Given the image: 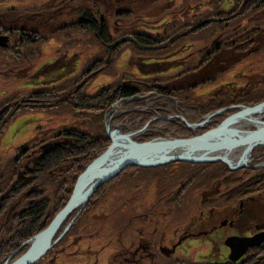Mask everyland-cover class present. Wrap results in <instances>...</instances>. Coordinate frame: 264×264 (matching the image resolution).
Listing matches in <instances>:
<instances>
[{
  "label": "trees",
  "instance_id": "obj_1",
  "mask_svg": "<svg viewBox=\"0 0 264 264\" xmlns=\"http://www.w3.org/2000/svg\"><path fill=\"white\" fill-rule=\"evenodd\" d=\"M19 1L22 0H0V36L6 35L4 33L8 34L4 36L9 37L8 45L11 36H16L12 50L10 47L0 45V70H6L4 75L14 76L23 82L25 80L31 88L24 86L27 90L24 94L27 93L28 96L15 94L9 100L0 101V126L3 129H6L8 124L23 112L24 116L50 113L60 110V106L62 110L70 107L71 111L78 115L87 113L92 119L97 117L99 124L110 108L124 105L132 109L131 112L140 120L142 127L149 122L162 127L161 133L154 131L144 133L137 139L138 141L146 142L168 136L189 138L213 127L234 108L218 114L214 124L206 128L197 127L195 130L178 116L184 117L193 124L210 112L230 105L232 100L239 101L238 99L242 100L247 95L248 102L245 105L247 107H254L264 102V94L252 99L258 91L252 88H248L244 95L238 94L236 88L233 91L235 93L231 94L232 97L213 95L216 101H211L208 105L202 102L201 98H204L202 96L194 103L189 101L196 96L197 87L215 83L218 76L234 65L183 88H170L168 85L173 83L172 78L164 77L167 72L174 69H183L184 73L200 70L199 67L204 66L205 62L209 63L219 53L225 51L245 53L243 59L255 56L258 50H251L254 46L252 38L262 32L260 25L264 22V0H233V6L229 10L224 9L227 0H148L144 6L137 9L132 5L128 8H117L116 0H32V4L24 0V8L20 7ZM68 8L75 17L68 23L56 27L44 26L48 27L46 29H39L31 24L27 26V23L38 14L46 21H52L55 16ZM150 11L156 13L149 14ZM8 16L13 18L7 19ZM20 17H24V27L13 24L15 18ZM82 37L86 39L82 41ZM195 38L208 42L200 53L202 57L199 65L195 63L193 65V62L179 56L182 48L195 42ZM53 41L57 42V45L52 57L45 59L35 68L31 67L29 72L28 64L32 63V59L29 53L25 54V51L35 46H45ZM88 42L94 43L101 49L105 48L107 58L103 53L93 52V60L88 65L90 67L80 79L76 80L72 77L75 75L76 64L80 62V55L77 50L72 49L78 46L88 48L84 45ZM16 49H24V52H16ZM249 50L251 51L247 52ZM127 52H129L128 65H131L132 71L139 72L138 78L133 75L126 77L123 75L114 85L103 87L91 95L87 94L83 84L89 86L88 83L92 79H97L99 73L106 72L108 57L112 53L115 57H121ZM20 63L24 64V67ZM160 77L164 78L160 79ZM58 82L62 84L55 87ZM73 87L76 88L73 96L56 105L59 96L68 93ZM261 87L264 89V84ZM188 91L190 95L186 94ZM152 101L156 102L161 111L149 106ZM141 106H144L145 110L140 112ZM101 127L103 132L99 136L74 128L50 132L40 126L20 147L18 156L13 160L14 171L12 179H9V184L12 183L0 192V264L5 261L12 262L19 255L24 254L29 248V241L44 230L66 205L79 175L110 144L104 125L101 124ZM2 134L0 129V138ZM48 143H51L52 147L44 150L42 146ZM251 157L256 162L264 161V150L252 152ZM207 167L190 162H174L153 168L128 166L106 183L114 180L112 184L119 183L122 180L120 177L130 172L137 173L140 178L148 179L144 182L130 181L126 185L119 203L131 205V201H138L137 198H133L136 190L140 187L149 189L154 183L153 180H156L157 209L148 207L146 203L139 205L142 206L143 214H139L138 220L148 228L153 227L166 211L183 208L186 200H191L194 207L201 205L200 192L214 186L225 185L226 191L221 202L217 192L212 197H208V200H204L214 207L232 205L240 202L243 197L247 198L246 196L253 194L264 196V166L258 169L247 167L239 172H230L225 164L219 163L211 174ZM104 184L90 197L77 216L78 220L71 223L66 237L47 253L60 246L74 230V233H79L84 227V232H88L86 226L96 222L92 221V214L95 212L92 210L105 196ZM163 193L165 196H162ZM80 209L81 206L71 212L54 240L60 236L73 219L75 212ZM135 210L140 212L141 208L135 207ZM11 221L13 225L16 222L18 227L12 235L10 232L5 237L3 230ZM124 221L119 220L115 226L122 230ZM131 221L132 219H129L128 226ZM253 230L250 236L227 238L226 242L233 250L225 262H199V264H264V223ZM161 232L159 230L148 232L150 236H155L148 246L159 252L163 260H169L170 264H182V260L178 262L176 259L173 261L170 259L177 253L182 241L187 239L185 234L180 236L176 244L173 243L167 248L168 246L162 243ZM4 237L6 241L3 240ZM142 246L145 247V244ZM8 253L13 254L12 257L5 258ZM114 257L117 263L120 262L119 256ZM40 260L35 264L40 263ZM185 262L188 264L189 261ZM122 264L126 262L122 261Z\"/></svg>",
  "mask_w": 264,
  "mask_h": 264
},
{
  "label": "rangeland",
  "instance_id": "obj_2",
  "mask_svg": "<svg viewBox=\"0 0 264 264\" xmlns=\"http://www.w3.org/2000/svg\"><path fill=\"white\" fill-rule=\"evenodd\" d=\"M147 1L148 0H116L115 2H118V5H115V7L128 8L129 5H132V7L137 9L144 6ZM28 2L29 4H32V0H28ZM233 2V0H227L224 5V9L229 10L233 6ZM119 3L122 5H119ZM18 4H20V7L24 8V0L19 1ZM155 11H150L149 14H155ZM8 17L9 18L7 19L13 18L12 16ZM73 19H75V17L70 13L68 8L60 15L55 16L52 21H46L45 18H41V15L38 14L36 17H34V19H32L30 23H27V26L31 24L36 28L39 27V29H46L48 27H56L68 23ZM14 22V25L24 27V17L15 18ZM242 26L244 27L245 25ZM260 29H262V32L256 37L252 38V41H254V46H252L253 48H251V50H258V53L255 56H250L246 59H243L242 56H244L245 53L237 54L234 51H225L221 54L219 53L209 63L206 64L205 62L204 66L199 67L200 70L188 71L184 73L183 69H174L170 72H167V75L164 77L172 78L171 81H173V83L167 85L170 88H183L198 80L200 81L205 78L212 77L221 72L224 68H229L234 65L230 70L222 73V75L224 73L225 75L218 76L215 83L210 85L205 84L197 87L196 96H193V98L189 99V101L194 103L198 97L202 96L204 97L201 98L203 100L202 102L208 105L211 104V101H216V99H214L216 97H213V95H229L232 97L231 94L235 93L233 92L235 91V88L237 89V93L240 95H244L248 88H252L254 91L258 90L252 96V99L261 97L264 94V89L261 87L264 84V22L261 23ZM4 34L8 35L7 33ZM6 35L0 36V39L2 38L4 44H6L9 38H5L4 36ZM15 37L16 36H11L9 41L10 46L6 44L11 50L13 42L15 41ZM82 38V41L86 39L85 37ZM194 41L195 42L189 43L188 47L184 46L185 48H182L181 54H178H180L179 56L183 57L185 60L193 62V65L194 63L199 65L201 63L200 60L202 57V54L200 56V53L202 52L203 48L208 45V42L196 38ZM56 45L57 42L53 41L45 46H35L25 51V54L29 53L32 59V63L28 64V71L31 72V67L35 68L45 59L52 57V52L56 50ZM84 45L88 46V48L78 46L72 49L74 51L77 50L78 54L80 55V62L76 64L75 75L72 77L76 80L80 79L90 67L88 65L91 64V61L93 60V52H95V54L103 53L107 58L105 48L101 49L92 42L85 43ZM17 47H14V49ZM251 50L247 52H250ZM19 51L24 52V49H16V52ZM128 54L129 52L124 53L121 57H115L114 53H112L108 57L109 64L106 68V72L102 71L101 74L99 73L97 79H92V81L88 83L89 86H86L85 83L83 84L84 86L82 85L85 88L86 93L91 95L98 92L103 87L112 86L123 75L125 77L133 75L138 78L137 73L139 72L132 71V67H130L131 65H128ZM238 60L239 63H237ZM21 65L24 67V64ZM5 72L6 70H0V101L4 102L9 100L15 94H20V96L23 97L26 96L27 93L24 94V91L26 92L27 90H25L24 86L27 88H31V86L27 85L25 80L23 82L16 79L14 76H8L7 74L4 75L3 73ZM164 77H160V79ZM230 82L232 83L229 84ZM61 84V82H58L54 86H60ZM161 84L164 87L163 83ZM167 85L165 87H167ZM228 86L230 87L228 88ZM75 90L76 88L73 87L68 93L61 94L57 99L58 101H56V105L68 97H72ZM186 94H189V91L186 92ZM247 97L248 95L242 100L238 99L239 101L232 100L230 105L210 112L209 114L203 116L198 122L193 124H190L182 116L178 117L188 124L191 129L195 130L197 127L199 128L205 126L204 128H206L208 125L214 124L216 121L215 117L218 114L225 110L234 108L230 110L229 113L225 114V117L220 119L219 123L207 129L210 130L220 126L226 119L238 113L239 111L248 108L245 106L248 102L246 101L248 99ZM149 106H152L156 111H161L160 107H157L156 102L154 101L149 103ZM61 107L62 106L59 108L60 110L50 113L26 114L24 116L23 112L21 113L22 115L20 114V116H18L14 121H11L6 129H3L2 126H0V129H2L3 132L0 138V192H3L12 183L11 182L9 184V179H12V174L14 171L13 160L16 156H18L17 154L19 153L20 147L36 133V129L40 126L43 127V130L50 132L74 128L78 129L79 131H85L89 134H97L101 136V133L103 132V127H101V124H103L105 131L108 133V135L110 134V144L108 148L112 145V137L114 134H130L134 141L140 142L137 139L140 138L144 133H149L150 131L160 133L162 132V127L156 126L155 123H153V125L149 122L142 127L140 125V120L136 119V116L131 112L132 109L124 105H120L113 109L110 108L105 113L102 121L99 122V124L97 122V117L92 119V116H87V113H79L78 115L75 114L74 111H71L70 107L66 108V110H62ZM139 110L140 112L144 111V106H141ZM146 111L149 112V110ZM152 111L155 113L154 110ZM131 124L133 127H131ZM251 129L254 130V128ZM108 148L102 154H104ZM256 150H264V146L255 148L253 153ZM219 163L225 164L222 161H204L194 164L208 166L207 168L209 169V174H211L219 166ZM168 164L170 163L164 165ZM225 165L228 167L230 172H239L247 167H254L257 169L261 168L264 166V161L256 162L250 155L248 164L243 167L231 170L229 165ZM120 178H122V180L119 183L112 184L115 181L114 180L104 184L103 188L105 189L103 192L105 193V196L97 204L95 209L92 210L95 211L92 214V221L96 222L86 226L88 232H84V227H82L83 231L79 233H74V230V232L68 238H66L60 244V246H57V248L53 251L46 253L45 257L40 260V263L37 264H122V261L126 262V264H170L171 262H169V260H163L159 252L154 251L148 246V243L152 242L155 237L154 235L150 236L148 232H156L158 230L162 231V243L164 246H168L167 248H170L173 243L176 244L180 236L183 234H185V237L187 238L184 239L181 245L177 248V253L171 257V261L176 259V261L179 262L182 260V264H184L185 261H189L188 264H192L193 262L196 264H199V262H225L227 260L226 258L230 254L229 252L233 250V248L227 244V238L229 236H250V234L254 232L253 229L256 226L264 223L263 195H249L246 196L247 198L243 197L238 203L236 202L232 205L225 204L219 207H214L209 205L208 201H204L208 200V197H212V195L216 192L219 194V201H223V196L226 193L224 189L225 185H218L209 190L205 189L207 191L202 190L200 192V196L202 197L201 205L194 207V203L191 200H186L183 208L181 207L180 209H173V211H166L162 217L158 218L156 224H154L153 227L148 228L145 224L138 220L139 214H143L142 206L139 207V205L141 203H146L148 207L157 209L156 194L158 193L155 192L156 180H153L154 183L150 185L149 189L140 187L136 190L133 198H137V202L131 201V205H123L119 202L125 191L126 185L130 183V181L138 182L141 180L144 182L148 179L144 177L140 178L137 173L133 172L123 175ZM162 196H165V194L163 193ZM84 207H81L79 211L77 210L75 212L73 219L61 233L62 235L60 234L61 236H59L60 238L58 237L59 239L56 243H58L62 238L66 237V234L70 229L69 226L76 219L78 220L77 216L80 215ZM135 207L139 209L141 208V211H134ZM209 210H212V212ZM122 219L125 221L121 230V228L119 229L115 225L119 220ZM129 219H132L130 226H128ZM17 227L18 224L16 222L15 225H13V221L8 223L6 228L7 230H3L5 237H7L10 232L12 235L15 231V228ZM5 237L3 239L4 241H6ZM29 244H31V241H29ZM143 244H145V247L142 246ZM6 256L7 257L5 258H8L11 256V253H8ZM21 256L22 255H19L16 260ZM114 256H119L120 262L117 263ZM8 262L9 261H5L3 264Z\"/></svg>",
  "mask_w": 264,
  "mask_h": 264
},
{
  "label": "water",
  "instance_id": "obj_3",
  "mask_svg": "<svg viewBox=\"0 0 264 264\" xmlns=\"http://www.w3.org/2000/svg\"><path fill=\"white\" fill-rule=\"evenodd\" d=\"M6 44H4L3 40L0 39L1 46L6 47ZM262 105H264V102L257 106L248 107L245 109L246 111H253ZM223 123L216 128H212L210 130H207L206 132L197 134L189 138L169 136L155 138L146 142L134 141V145L129 150L120 155L111 165L103 168H96V165L108 150L101 156L95 158L90 164L87 165L85 170L77 178L72 195L66 205L56 214L51 223L44 230H42L38 235L30 240L31 245L29 246L27 251L22 254V256L17 260L12 261V264H35L41 258H43L60 238L59 237L54 240L59 229L71 214V212L79 206L84 207L90 197L100 186L106 183L109 179L115 177L119 172H121L128 166L152 168L172 162H204V160L195 161L190 160L185 156L176 155L171 156L165 161L158 162L153 165H145L138 161L141 156L154 154L164 150L181 149L186 147L192 148L194 150H223L232 149L246 144L264 143V128L252 131L246 135H242L233 139H209L219 130ZM48 147H52V144L48 143L42 146L44 150H47ZM214 160L222 161L225 164L229 165L228 162H225L221 159L215 158ZM214 160L211 162H214ZM229 167L231 170L236 169L234 167H231L230 165ZM12 255L10 257H12Z\"/></svg>",
  "mask_w": 264,
  "mask_h": 264
},
{
  "label": "bare ground",
  "instance_id": "obj_4",
  "mask_svg": "<svg viewBox=\"0 0 264 264\" xmlns=\"http://www.w3.org/2000/svg\"><path fill=\"white\" fill-rule=\"evenodd\" d=\"M251 128H254V130ZM262 128H264V105L253 111H246V109L239 111L231 118H228L219 130L209 139H233ZM133 145L134 140L130 134H114L112 137V145L99 160L96 168H103L111 165L120 155L129 150ZM260 146H264V143L246 144L232 149L223 150H194L186 147L144 155L141 156L138 161L145 165H153L165 161L171 156L181 155L195 161L204 160L211 162L215 158H218L228 162L231 167L239 168L248 164V159L253 150ZM6 264H12V262Z\"/></svg>",
  "mask_w": 264,
  "mask_h": 264
},
{
  "label": "flooded vegetation",
  "instance_id": "obj_5",
  "mask_svg": "<svg viewBox=\"0 0 264 264\" xmlns=\"http://www.w3.org/2000/svg\"><path fill=\"white\" fill-rule=\"evenodd\" d=\"M230 253V252H229Z\"/></svg>",
  "mask_w": 264,
  "mask_h": 264
}]
</instances>
